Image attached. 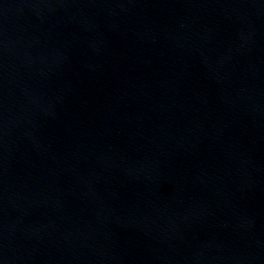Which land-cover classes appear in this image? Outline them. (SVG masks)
Instances as JSON below:
<instances>
[{
  "label": "water",
  "instance_id": "water-1",
  "mask_svg": "<svg viewBox=\"0 0 264 264\" xmlns=\"http://www.w3.org/2000/svg\"><path fill=\"white\" fill-rule=\"evenodd\" d=\"M0 264H264V0H0Z\"/></svg>",
  "mask_w": 264,
  "mask_h": 264
}]
</instances>
